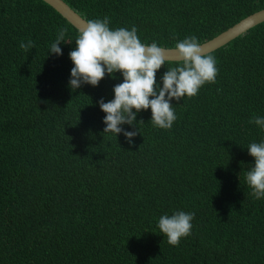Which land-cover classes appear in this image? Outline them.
Instances as JSON below:
<instances>
[{
  "label": "trees",
  "instance_id": "trees-1",
  "mask_svg": "<svg viewBox=\"0 0 264 264\" xmlns=\"http://www.w3.org/2000/svg\"><path fill=\"white\" fill-rule=\"evenodd\" d=\"M87 20L112 14L144 43L204 41L264 0H63ZM177 5L176 21L166 17ZM128 17V19L126 18ZM62 54L47 55L60 29ZM77 29L42 0H0V264H264V198L251 195L247 147L264 141V20L207 53L214 84L172 100L176 121L138 134L103 133L97 101L114 98L119 72L68 86ZM33 41L29 52L21 42ZM170 61V60H169ZM175 61L156 73L161 78ZM143 122H139V121ZM124 131L137 130L121 125ZM194 213L171 246L162 215Z\"/></svg>",
  "mask_w": 264,
  "mask_h": 264
},
{
  "label": "clouds",
  "instance_id": "clouds-1",
  "mask_svg": "<svg viewBox=\"0 0 264 264\" xmlns=\"http://www.w3.org/2000/svg\"><path fill=\"white\" fill-rule=\"evenodd\" d=\"M261 8L264 7L258 9ZM166 17L176 21V4L168 7ZM112 18V14L100 12L96 19H85L83 27L77 29L79 34L75 39V47L69 52L73 67L68 86L72 91L83 84L95 87L105 75L111 77L113 73L119 72L123 82L113 87L114 98L108 102L101 98L97 103L105 113L103 123L106 127L103 133H112L115 137L123 133L127 142L132 144L133 137L139 132L136 127L137 113L150 109L152 124L157 128L170 130L177 119L170 101L194 97L205 84H214L218 68L215 57L207 53L213 49L204 52L197 37L188 36L175 44L176 57L170 61H175L178 66L167 69L161 78L160 87L156 73L165 63L170 62L162 48L156 42H142L136 27L126 26L128 20L115 24L111 21ZM66 32L67 29H60L47 55L62 54L58 45L64 41ZM34 47L31 40L20 44V48L26 53ZM249 123L264 130V117L254 116ZM124 124L133 125L137 130L124 131L121 127ZM247 149L248 154L254 158V165L246 172L245 180L251 189V195L259 200L264 198V141L253 142ZM193 219L194 213L177 211L170 216H160L157 226L160 233L166 236L169 245L178 246L181 238L191 235Z\"/></svg>",
  "mask_w": 264,
  "mask_h": 264
},
{
  "label": "water",
  "instance_id": "water-1",
  "mask_svg": "<svg viewBox=\"0 0 264 264\" xmlns=\"http://www.w3.org/2000/svg\"><path fill=\"white\" fill-rule=\"evenodd\" d=\"M51 6L59 15H61L68 23H70L74 28L80 30L85 24L86 20L82 18L77 12L71 9L63 0H42ZM264 20V8L258 9L254 12L247 14L246 16L240 18L235 23L221 30L212 37L199 42L202 45L203 51L207 52L212 50L229 39L233 38L237 34L246 30L248 27ZM168 57V60H175L176 54L174 52V47H164L160 46Z\"/></svg>",
  "mask_w": 264,
  "mask_h": 264
}]
</instances>
